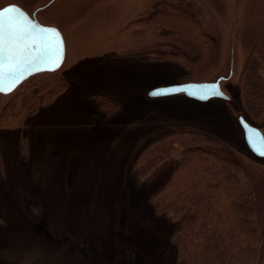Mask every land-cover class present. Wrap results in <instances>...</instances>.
I'll list each match as a JSON object with an SVG mask.
<instances>
[{
  "label": "rangeland",
  "instance_id": "374dc122",
  "mask_svg": "<svg viewBox=\"0 0 264 264\" xmlns=\"http://www.w3.org/2000/svg\"><path fill=\"white\" fill-rule=\"evenodd\" d=\"M10 4L58 27L66 59L0 95V264H183L177 230L197 208L170 207L193 146L181 136L194 132L229 143L203 149L240 163L264 264V158L238 120L248 119L242 89L264 80V0H0ZM193 26L212 42L211 67V44L196 47ZM220 77L229 101L148 95ZM258 121L264 134V111Z\"/></svg>",
  "mask_w": 264,
  "mask_h": 264
},
{
  "label": "trees",
  "instance_id": "16d2710c",
  "mask_svg": "<svg viewBox=\"0 0 264 264\" xmlns=\"http://www.w3.org/2000/svg\"><path fill=\"white\" fill-rule=\"evenodd\" d=\"M186 17L189 21L192 19L188 15ZM167 18L175 25L176 31L182 32L186 27L183 19L174 23L176 17L171 15ZM191 32H196L193 39L196 47L205 40L211 44L207 62L211 67L217 58L216 52L212 51V42L202 31L197 33L194 26ZM194 64L200 67L205 62ZM199 70L200 73L201 68ZM242 98L241 107L248 122L259 125L258 120L264 111V80L252 77L242 89ZM246 109H250V113L245 112ZM256 111L258 115H255ZM183 136L181 143L193 146L182 150L186 173L182 172L186 177H182L183 182L178 181L179 189L170 210L179 212L181 202L192 203L197 208L194 219L177 230L180 236L177 252L183 264H259L262 237L254 218L257 211L254 190L250 182L239 175L240 163L203 149L209 144L223 148L229 143L209 133L194 132L188 138ZM193 176V180L187 181ZM168 208L162 204L159 209L157 206V210L164 214Z\"/></svg>",
  "mask_w": 264,
  "mask_h": 264
},
{
  "label": "snow or ice",
  "instance_id": "6c2138e0",
  "mask_svg": "<svg viewBox=\"0 0 264 264\" xmlns=\"http://www.w3.org/2000/svg\"><path fill=\"white\" fill-rule=\"evenodd\" d=\"M16 8H6L0 11V85L3 84L6 74L15 75L21 71L26 64L33 63L32 59L22 62L21 57L26 52L33 50L36 45L41 53L42 59L46 63L60 66L64 59L65 45L63 39H57L59 33L56 30L41 28L31 22H22L20 18H13L9 14L18 12ZM33 29L36 31L33 32ZM3 88L0 87V91ZM175 89H157L151 94L153 96L174 94ZM186 91V89H179ZM194 92L200 93L197 98H224V92L221 90L219 82L208 85L195 86ZM247 139L253 150L258 155L264 156V135L245 123Z\"/></svg>",
  "mask_w": 264,
  "mask_h": 264
},
{
  "label": "water",
  "instance_id": "95a60500",
  "mask_svg": "<svg viewBox=\"0 0 264 264\" xmlns=\"http://www.w3.org/2000/svg\"><path fill=\"white\" fill-rule=\"evenodd\" d=\"M10 7L16 8L19 10L18 12L10 13L9 15L11 17L20 18L22 22H31L33 24H37L41 28H44V29L56 30L60 34L59 37H57V39L62 38L64 41L62 33L60 32V30L57 27L47 26V25L41 24L37 19L31 17L24 9H22L21 7H19L17 5H9L3 9H1L0 11L4 10L6 8H10ZM35 31L36 30L33 29V32H35ZM64 45H65V42H64ZM65 55H66V46H65V52H64V59H63L62 63L60 64V66L58 68H56L54 65H52L50 63H46L42 59L41 53H40L39 49L37 48V46L33 45V50H31L30 52H26L21 57L22 62L26 61L27 59H32L33 63L26 64V66H24L21 71L16 72L15 75H7L6 74L5 79L3 81V84L0 85V87L3 88V90L0 91V94H5V95L11 94L14 90H16L20 86V84H22L24 81H26L28 78H30L34 75L41 74V73H47V72H54V71L58 70L64 63ZM217 82H219V81H216V82H187V83H181V84H172V85H167V86H161V87H158V88L151 90L149 92V96L150 97H164V96H174V95L183 94L185 97H187L189 99L197 100L199 102L204 103V102H207L208 100H210L212 98L207 99V100L197 98L200 95V93L194 92L193 91L194 87L199 86V85L214 84ZM219 84H220V82H219ZM157 89H175L177 91L174 94H170V95L153 96L151 93ZM179 89H186V91H179ZM221 90H222V88H221ZM224 94L227 97L226 100L229 99L228 95L225 92H224ZM238 120H239V123H240L241 128H242L243 133H244L245 142L248 145V147L250 148V150L256 156H258L260 158H264V156L258 155L257 152L253 150V147L250 146L248 139H247V132H246L245 123L247 124V126L258 130L261 133V135H264L263 132L259 128H257L256 126H254L250 122H248V120H246L244 116H240Z\"/></svg>",
  "mask_w": 264,
  "mask_h": 264
},
{
  "label": "flooded vegetation",
  "instance_id": "af4514ba",
  "mask_svg": "<svg viewBox=\"0 0 264 264\" xmlns=\"http://www.w3.org/2000/svg\"><path fill=\"white\" fill-rule=\"evenodd\" d=\"M10 5H15V4H10ZM7 6H9V5H6V6H4V7H2V8H0V10L1 9H3V8H5V7H7ZM18 6V5H17ZM19 7H21V6H19ZM22 8V7H21ZM42 8V7H41ZM23 9V8H22ZM25 10V9H24ZM26 11V10H25ZM31 17H33V18H35V19H37L41 24H43V25H47V26H54V25H51V24H44V23H42L40 20H39V18H38V15H37V12L35 11V12H33L32 14L31 13H29L28 11H26ZM54 27H56V26H54ZM58 28V27H57ZM59 29V28H58ZM60 30V29H59ZM60 32H61V30H60ZM62 33V32H61ZM62 36H63V38H64V35H63V33H62ZM64 42H65V38H64ZM65 46H66V43H65ZM65 59H66V55H65ZM64 62H65V60H64ZM64 64V63H63ZM63 66V65H62ZM61 66V67H62ZM60 67V68H61ZM59 68V69H60ZM47 73H53V72H47ZM41 75H44V73H41V74H37V76H41ZM34 76H36V75H34ZM33 77V76H32ZM31 78V77H30ZM30 78H28V79H30ZM27 79V80H28ZM27 80L26 81H24L22 84H20V86L16 89V90H14L11 94H7V95H5V94H0V95H3V96H8V95H14V93H16L17 91H18V89L20 88V87H22L24 84H26V82H27ZM216 81H219L220 82V85H221V88H222V90L224 91V88H223V85H222V83H225L226 82V78L225 77H220L219 79H217V80H215L214 82H216ZM161 87V86H160ZM158 88V87H157ZM155 89V88H154ZM150 92V91H149ZM148 95H149V93H148ZM179 95H181V94H179ZM164 97H168V96H164ZM229 97V99H232V97H230V96H228ZM153 98H158V97H153ZM161 98H163V97H161ZM229 99H223V98H212V99H210V100H208L207 102H199V101H197V100H194V101H197V102H199V103H202V104H206V103H208V102H211V101H213V102H217V101H229ZM193 100V99H192Z\"/></svg>",
  "mask_w": 264,
  "mask_h": 264
},
{
  "label": "bare ground",
  "instance_id": "6f19581e",
  "mask_svg": "<svg viewBox=\"0 0 264 264\" xmlns=\"http://www.w3.org/2000/svg\"><path fill=\"white\" fill-rule=\"evenodd\" d=\"M153 90V89H152Z\"/></svg>",
  "mask_w": 264,
  "mask_h": 264
}]
</instances>
